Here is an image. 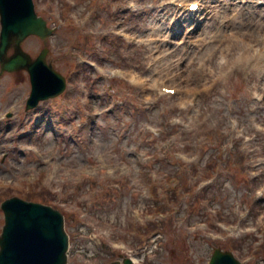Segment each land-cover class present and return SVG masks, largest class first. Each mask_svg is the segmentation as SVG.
<instances>
[{
    "label": "rangeland",
    "instance_id": "obj_1",
    "mask_svg": "<svg viewBox=\"0 0 264 264\" xmlns=\"http://www.w3.org/2000/svg\"><path fill=\"white\" fill-rule=\"evenodd\" d=\"M32 1L37 14L55 27L48 58L67 85L62 94L26 111V71L0 75V202L17 195L62 210L70 234L69 264L117 259L124 248L143 243L154 250L145 264H207L216 246L231 250L243 264H264L262 41L244 35L251 44L244 58L259 46L245 70L231 69L241 60L239 43L224 53V65L218 51L199 69L193 68L196 60L188 63L192 74L178 92L157 96L134 83L128 90L122 77L107 80L103 72L122 67L144 72L145 47L123 45L111 34L121 21L120 31L139 36L165 20L166 12L148 9L158 0ZM233 2L227 11L238 9L242 26L249 25L248 16L264 12V6ZM81 28L98 37L80 38ZM41 46L36 36L22 43L31 56ZM78 48L101 70L78 66L72 55ZM80 165L95 172L93 177L81 179L73 194L61 193L64 171ZM177 176L185 178L188 193L175 187L166 198L161 194L174 205L155 212L151 202L158 194L151 197L148 187L156 180L163 187L164 179ZM2 224L0 209V230Z\"/></svg>",
    "mask_w": 264,
    "mask_h": 264
},
{
    "label": "water",
    "instance_id": "obj_2",
    "mask_svg": "<svg viewBox=\"0 0 264 264\" xmlns=\"http://www.w3.org/2000/svg\"><path fill=\"white\" fill-rule=\"evenodd\" d=\"M0 25V70H27L31 83L27 107L59 94L64 78L46 63L45 37L51 30L36 16L31 0H0ZM29 34L44 39V47L34 59L20 46ZM9 47L13 53L7 56ZM1 209L4 225L0 234V264H67V235L62 215L56 209L17 197L3 201ZM209 264L238 263L229 252L215 249Z\"/></svg>",
    "mask_w": 264,
    "mask_h": 264
},
{
    "label": "bare ground",
    "instance_id": "obj_3",
    "mask_svg": "<svg viewBox=\"0 0 264 264\" xmlns=\"http://www.w3.org/2000/svg\"><path fill=\"white\" fill-rule=\"evenodd\" d=\"M223 1H225V0H223ZM229 5H230V2H228V7H229ZM218 12H219V10H215L216 14ZM260 14H261V12H260ZM262 15H263V17L257 16V18L254 16H251L249 19V25L254 23V22L264 21V12L262 13ZM235 20H238L239 23H243V20L241 17L236 16L234 18V21ZM203 24H204V28H203L202 35L205 37L210 36L211 34L215 35L218 32L226 30V29L222 30V28H220L217 25V21L215 18H213V15L209 19H207V16H206V19H205V21H203ZM234 27H235V25H230V31ZM185 30H186V28L182 30L181 36L172 35L171 38L176 39L177 45L172 46V45H169L167 43H164V45L162 47H159V49H158L157 44H155L154 47L152 48V52L154 50H156V53L153 54V56L154 57L160 56V61L158 62V64L155 65V70L156 69L159 71L167 70L168 74L178 73L179 78H182V79L184 78L187 80V78H190V75L192 73L187 68H181L180 61L186 60V62H187L190 58H195L197 60H200L204 56V54L207 53L211 49V46H209L207 48H202V47L192 48L189 56L185 55L186 46L183 43V41H184L183 36L185 34ZM199 31H200V29H199ZM170 34H171V31H169L167 29L166 24L164 22H161V21L158 22L157 21V23L153 24V26L150 27V29L146 32L145 35H146V37L153 38L156 36L167 37ZM198 35H200V34L198 33L197 35H191L189 37H197ZM142 37H144V36H142ZM166 51H170L169 56H165ZM164 66H166V68H163ZM183 67H185V64ZM175 79H177V78H175Z\"/></svg>",
    "mask_w": 264,
    "mask_h": 264
}]
</instances>
